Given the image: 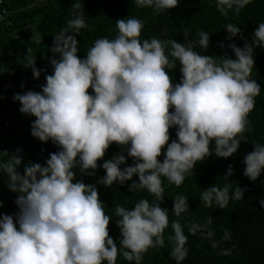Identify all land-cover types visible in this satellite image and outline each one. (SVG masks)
<instances>
[{
	"label": "clouds",
	"instance_id": "1",
	"mask_svg": "<svg viewBox=\"0 0 264 264\" xmlns=\"http://www.w3.org/2000/svg\"><path fill=\"white\" fill-rule=\"evenodd\" d=\"M215 2L227 17L232 11L239 15L251 0ZM136 3L163 13L178 7L179 0ZM80 7V3L72 5L73 10ZM87 27L82 15L70 19L67 28L53 38L49 58L53 72L45 76L41 91L13 97L21 114L35 118L31 135L45 144L51 141L59 150L50 153L43 165H24L23 173L18 170L23 162L20 149L11 156L0 152L7 157L0 159V173L7 175L8 189L17 194L18 208L14 215L0 213V264H116L119 255L129 264H141L149 249L165 246L169 210L161 207L162 177L179 187L198 163L212 155L230 158L242 141L247 142L248 116L261 92L251 76L254 50L264 48V23L243 48L228 45L234 59L195 51L197 45L205 52L209 48L206 31L198 32L196 41L185 37L186 43L155 37L142 40L144 25L137 18L116 21L118 35L97 39L81 59L76 37ZM225 30L229 41L241 32L231 23ZM218 46L224 48L222 42ZM35 65V59L26 58L24 66L39 79L44 70ZM177 65L182 78L173 84L169 72ZM171 129H176V139H171ZM113 144L122 151L105 160ZM129 157L133 163L122 168ZM243 163L244 175L255 182L264 172V145H253ZM100 167L106 175L99 184L111 188L131 181L130 192L145 189L156 201L141 199L132 208L115 205L119 247L109 234L112 217L96 184L76 179L77 168L83 175L94 176ZM233 171L229 165L223 179L228 181ZM231 187V183L214 184L202 191L200 199L208 208L215 203L225 209L230 200H242L247 191L239 186L230 191ZM259 203L264 207V199ZM188 211V197L176 196L171 213L181 217ZM212 222L210 215L204 225L191 224L188 230L192 235L199 232L217 248L219 241L212 239L215 233L209 228ZM171 229L170 256L182 264L189 252L187 236L178 220L171 221ZM223 239H230L226 230ZM218 254L230 255L231 250Z\"/></svg>",
	"mask_w": 264,
	"mask_h": 264
},
{
	"label": "trees",
	"instance_id": "2",
	"mask_svg": "<svg viewBox=\"0 0 264 264\" xmlns=\"http://www.w3.org/2000/svg\"><path fill=\"white\" fill-rule=\"evenodd\" d=\"M80 3L79 9L73 10L72 5ZM1 10L8 14L6 23H0V70H6L0 76V121L8 122L7 129L0 130V152L6 151L9 156L16 154L20 149L23 162L18 169L23 173L24 165L29 163L44 162L49 154L59 149L51 141L42 143L31 135V124L34 117L20 113V104L14 101L15 94H24L26 91H41V86L46 84L45 76L52 74L53 69L49 64V58L53 56L50 49L53 46V38L61 29L67 28L68 21L76 15H82L87 28L79 30L78 55L81 59L86 57L88 49L100 38L114 39L118 35L116 21L127 18H137L143 22L141 39L153 37L162 41L176 40L186 43L187 40L199 39L197 33L206 31L210 35L209 48L205 52L198 45L195 51L205 55L223 56L235 58L234 53L228 47L235 43L243 48L245 42H251L253 33L260 23H264V0H251V3L243 8L239 15L234 11L224 17L217 10L215 0H179L178 7L163 13H156L153 8L140 7L136 0H3ZM233 24L241 29L240 35L233 40L226 39L228 33L225 30L227 24ZM224 44L221 49L219 43ZM167 51V49H166ZM27 59L36 60V68L44 70L39 79L33 78L32 69L24 64ZM59 58V57H57ZM254 69L251 79L256 80L261 88L260 95L255 98L254 110L249 114L250 131L245 133L247 142H241L238 152L232 157L224 159L210 156L202 163H198L193 174L188 176L185 182L177 187L162 177L164 187V202L161 207L169 210V227L165 230V246L160 249H149L144 255L141 264H176L171 258L173 235L171 221L178 220L183 226L187 236L185 247L188 248V256L182 264H264V207L259 201L264 199V172L255 181H250L245 175L244 157L253 151V145H264V48L254 50ZM173 84L179 83L181 73L179 65L169 72ZM8 77L15 85L13 94L3 92L4 79ZM23 85V87H21ZM91 93V90H89ZM171 139H176V129L170 130ZM171 142V140H170ZM215 148L214 142L210 146ZM122 149L113 144L105 155V160L112 159ZM126 155V152L124 153ZM0 159L7 157L0 153ZM163 161V156L159 158ZM104 161H99L102 164ZM133 163L129 157L127 165ZM229 165L233 167V175L225 181ZM77 180H83L86 184H96L99 198L105 205V211L112 217L109 224V234L118 244L120 229L117 227L114 214L115 205L126 208L134 207L141 199H147L155 203V197L147 190L129 191L131 181L121 186L114 184L106 188L98 181L106 175L102 167L98 168L94 176L83 175L76 170ZM138 180V177H133ZM225 183H231L230 189L236 186L246 188L243 199L230 200L225 209H220L213 204L208 208L201 201L202 191L216 184L222 187ZM8 177L0 173V213L14 215L18 212L15 204L17 194L11 192L8 187ZM230 192V196H231ZM188 197L189 211L174 216L173 200L176 196ZM213 222L209 228L215 233L212 239L219 241V246L213 248L211 241L202 239L201 234L189 233L191 224L204 225L209 216ZM225 230L230 233V239L224 240ZM230 249V255L218 254L222 250ZM107 264V262H105ZM116 264H129L122 255L117 257Z\"/></svg>",
	"mask_w": 264,
	"mask_h": 264
},
{
	"label": "built area",
	"instance_id": "3",
	"mask_svg": "<svg viewBox=\"0 0 264 264\" xmlns=\"http://www.w3.org/2000/svg\"><path fill=\"white\" fill-rule=\"evenodd\" d=\"M2 4H3V0H0V6H2ZM0 16L3 17V19H0V23H6V25H9V22H6V18H7V16H8V14H7V12H6L5 10H1V12H0ZM3 71H4V70H0V72H3ZM4 74H5V71L3 72L2 75H4ZM0 76H1V75H0ZM4 81H5V84H4L3 88H2V91H3V92H8V93H10V94H13V93L16 91V87H15V85L12 84V83L10 82V80H9L8 77H6V78L4 79ZM8 126H9L8 122H3V123H2V122L0 121V130L7 129Z\"/></svg>",
	"mask_w": 264,
	"mask_h": 264
}]
</instances>
